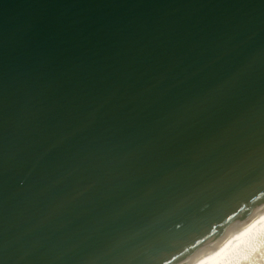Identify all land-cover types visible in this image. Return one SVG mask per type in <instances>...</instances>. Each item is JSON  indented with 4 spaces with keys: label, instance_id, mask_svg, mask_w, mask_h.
<instances>
[{
    "label": "water",
    "instance_id": "obj_1",
    "mask_svg": "<svg viewBox=\"0 0 264 264\" xmlns=\"http://www.w3.org/2000/svg\"><path fill=\"white\" fill-rule=\"evenodd\" d=\"M264 214V0H0V264H203Z\"/></svg>",
    "mask_w": 264,
    "mask_h": 264
},
{
    "label": "bare ground",
    "instance_id": "obj_2",
    "mask_svg": "<svg viewBox=\"0 0 264 264\" xmlns=\"http://www.w3.org/2000/svg\"><path fill=\"white\" fill-rule=\"evenodd\" d=\"M203 264H264V214Z\"/></svg>",
    "mask_w": 264,
    "mask_h": 264
}]
</instances>
